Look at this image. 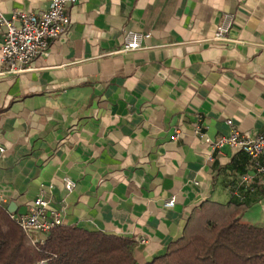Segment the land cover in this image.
I'll return each instance as SVG.
<instances>
[{
	"label": "crops",
	"instance_id": "1",
	"mask_svg": "<svg viewBox=\"0 0 264 264\" xmlns=\"http://www.w3.org/2000/svg\"><path fill=\"white\" fill-rule=\"evenodd\" d=\"M50 3L0 0V12ZM67 13L69 31L28 71L0 75V207L20 216L42 197L63 225L133 238L143 261L206 202H245L242 221L264 225V178L248 154L225 147L211 161L205 140L264 134V0H77ZM225 13L230 42L218 43ZM131 32L150 37L122 53ZM247 174L255 189L240 201Z\"/></svg>",
	"mask_w": 264,
	"mask_h": 264
},
{
	"label": "trees",
	"instance_id": "2",
	"mask_svg": "<svg viewBox=\"0 0 264 264\" xmlns=\"http://www.w3.org/2000/svg\"><path fill=\"white\" fill-rule=\"evenodd\" d=\"M245 202H206L182 236L151 261L138 257L133 238L61 225L34 241L0 207V264H264V225L242 221Z\"/></svg>",
	"mask_w": 264,
	"mask_h": 264
},
{
	"label": "built area",
	"instance_id": "3",
	"mask_svg": "<svg viewBox=\"0 0 264 264\" xmlns=\"http://www.w3.org/2000/svg\"><path fill=\"white\" fill-rule=\"evenodd\" d=\"M77 0H51L47 10L40 12H15L10 17H6L0 12V28L4 30V41L1 46L0 63L4 66V70L0 75H17L24 73L30 69L32 62L46 54L49 42L53 39L65 35L71 26V20L67 13V8L74 4ZM234 22V16L231 13L223 15L222 22L218 26L213 41L218 43L230 42L229 33ZM150 35H142L137 33H129L126 36L124 46L120 50L122 53L134 52L143 48L144 39ZM228 124L232 126V122ZM180 131H176L174 139L179 136ZM196 133L200 137L205 138L201 127L196 126ZM209 143L212 151L210 160H214L213 154L225 147L232 149H241L248 154L251 160L252 168L257 174L264 178V134L252 136L250 134H242L236 129H232L228 136L211 141L205 139ZM3 152V148L0 147ZM254 177L245 175L235 195L240 201H243V190L253 191L255 189ZM65 187L68 192H72L75 183L65 180ZM167 207H174L175 200L166 201ZM17 220L21 228L29 235H37L41 238L45 237L52 229L63 225L61 213L58 211H50L48 202L40 197L37 198L30 206L26 214L20 216H12ZM39 239H35L37 241ZM145 243V240H141ZM36 264H57L51 259H43Z\"/></svg>",
	"mask_w": 264,
	"mask_h": 264
}]
</instances>
